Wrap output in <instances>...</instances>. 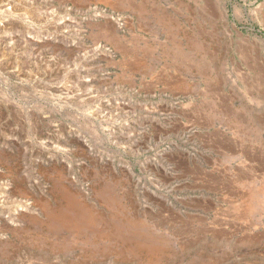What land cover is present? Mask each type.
Instances as JSON below:
<instances>
[{
  "label": "rangeland",
  "instance_id": "rangeland-1",
  "mask_svg": "<svg viewBox=\"0 0 264 264\" xmlns=\"http://www.w3.org/2000/svg\"><path fill=\"white\" fill-rule=\"evenodd\" d=\"M6 1L0 264H264V0Z\"/></svg>",
  "mask_w": 264,
  "mask_h": 264
},
{
  "label": "built area",
  "instance_id": "built-area-1",
  "mask_svg": "<svg viewBox=\"0 0 264 264\" xmlns=\"http://www.w3.org/2000/svg\"><path fill=\"white\" fill-rule=\"evenodd\" d=\"M9 1V0H8ZM11 4L6 2H3L0 5V16L5 15L6 13L10 12L11 9ZM46 15H49L48 17L49 20H52L53 17H59L60 22L59 23H64L67 22V26L70 28L76 26V25H81L83 24L87 19H88V10L87 9H82L81 7L77 8L74 7L73 5H63L59 10H57L56 7H51L48 6L43 10V12ZM59 13V14H58Z\"/></svg>",
  "mask_w": 264,
  "mask_h": 264
},
{
  "label": "bare ground",
  "instance_id": "bare-ground-1",
  "mask_svg": "<svg viewBox=\"0 0 264 264\" xmlns=\"http://www.w3.org/2000/svg\"><path fill=\"white\" fill-rule=\"evenodd\" d=\"M260 65V64H259ZM262 90V89H261ZM73 210V209H72ZM68 212L69 213H65V215L62 217V219H63V221L64 222H66L67 224L68 223H70L71 221H73V220H75V219H78V218H81V217H83L85 214L82 212V211H80V210H78V211H72V212H70L69 210H68ZM72 213V214H71Z\"/></svg>",
  "mask_w": 264,
  "mask_h": 264
},
{
  "label": "crops",
  "instance_id": "crops-1",
  "mask_svg": "<svg viewBox=\"0 0 264 264\" xmlns=\"http://www.w3.org/2000/svg\"><path fill=\"white\" fill-rule=\"evenodd\" d=\"M70 1H72V0H70ZM89 0H81V2H88ZM73 2V1H72ZM255 210L256 209V207L255 206H251V210Z\"/></svg>",
  "mask_w": 264,
  "mask_h": 264
}]
</instances>
